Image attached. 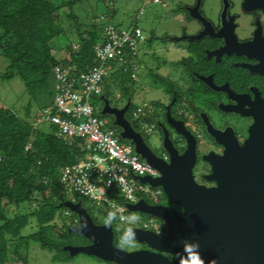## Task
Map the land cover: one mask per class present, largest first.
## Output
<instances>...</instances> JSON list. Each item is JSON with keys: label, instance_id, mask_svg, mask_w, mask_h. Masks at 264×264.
Listing matches in <instances>:
<instances>
[{"label": "trees", "instance_id": "1", "mask_svg": "<svg viewBox=\"0 0 264 264\" xmlns=\"http://www.w3.org/2000/svg\"><path fill=\"white\" fill-rule=\"evenodd\" d=\"M82 1L0 0V55L9 62L0 80L8 81L18 77L25 84L31 97V103L26 109L27 117L32 115V102L36 104L37 111L41 112L39 119H42L46 109L53 107L57 94L56 66L72 67L71 75L76 79L79 73L97 65L94 48L103 40L105 25L102 21L93 20L103 16L112 24L111 18L116 12L115 0H100L105 8L104 13L98 15L95 11L87 21H82L74 11V7ZM158 4H162V0ZM64 9H68L69 13L63 16L61 12ZM64 21H69L75 28L78 44L75 47L69 44L68 55L58 58L53 52V42L65 34L62 26ZM133 26L138 25L134 23L129 27ZM147 41L146 37V44ZM138 63L141 66L140 58ZM115 66L102 81V95L93 98L92 104L96 116L107 119L109 126L119 133L121 130L114 125L113 116L101 113L104 100L119 108L118 103L113 102L115 98L123 102L133 99L137 92L138 75L136 79L132 78L131 65ZM151 77L156 80L158 76L151 74ZM152 104L155 110L142 117L144 123L151 124L157 117L156 109L160 103L155 101ZM132 111L131 105L126 118L134 129L141 131L139 121L132 118ZM58 132L59 128L54 124L47 121L30 122L20 118L11 109L0 106V264H13L14 259L18 264H29L28 247L31 242L38 243L43 250L55 253V262L71 257L64 250L66 246H84L89 243L82 235L69 230L79 224V217L62 205L72 198L60 183L62 168L79 162L87 150L84 140H63ZM29 144L30 148L27 149ZM142 196L139 195L140 198ZM163 196L168 200L165 194ZM111 198L119 204L124 203L119 191L111 195ZM74 200L87 208L95 223H112L117 234L115 223L119 220L109 216L108 209L91 204L83 197L75 196ZM26 204H33L36 208L30 213H24L21 209ZM95 209L104 213L103 221L95 217ZM32 219L35 220L37 230L30 235H22ZM58 221H62V224L59 225ZM116 240L115 246L119 247Z\"/></svg>", "mask_w": 264, "mask_h": 264}, {"label": "flooded vegetation", "instance_id": "2", "mask_svg": "<svg viewBox=\"0 0 264 264\" xmlns=\"http://www.w3.org/2000/svg\"><path fill=\"white\" fill-rule=\"evenodd\" d=\"M174 13L180 20L185 21L186 26L182 27L181 33L167 39L173 45L178 44L177 49L184 51V56L172 61V64L169 63L175 73L173 78L179 79L175 81L169 75L165 77L167 84L162 89H168L169 100L167 103L159 102L157 117L153 120L154 128L162 135V144L164 133L160 125L166 127L180 155L187 148V139L167 123V108L170 107L171 117L183 122L196 140L193 176L197 184L216 188L230 174L233 186L238 183L241 188L246 186L245 188L252 189L260 185L263 188L264 148L250 151L242 149L248 141L261 135L260 131L263 135L260 138L264 140V0H184ZM182 37L184 39L178 41ZM151 70H157V73ZM159 70L160 67H152L149 75L159 76ZM139 91L140 86L137 87L135 95ZM128 103L129 109L131 105H135L133 99H126L119 108ZM154 110L152 104L151 111ZM134 130L142 134L138 129ZM142 135L144 138L147 136L145 133ZM145 141L147 143V138ZM232 143L237 145V149L226 150V144ZM256 143L255 141V146ZM154 153L169 160V155L163 148ZM212 175L214 179H211ZM152 189L160 191L161 195L153 202L142 198L148 205L173 206L183 215L181 208L164 199L161 188ZM256 193L263 194L260 191ZM134 213L145 214L139 211ZM156 219L164 227L161 235H166L168 226L159 218ZM117 224L115 223L117 234L114 232V243L117 236L118 245L119 238H123L139 246L132 250L120 246L118 248L129 252H157L147 244L130 240L127 236L130 227L143 229V225H129L118 230ZM185 250L186 248L178 254H162L174 261ZM95 259L99 264H116Z\"/></svg>", "mask_w": 264, "mask_h": 264}, {"label": "water", "instance_id": "3", "mask_svg": "<svg viewBox=\"0 0 264 264\" xmlns=\"http://www.w3.org/2000/svg\"><path fill=\"white\" fill-rule=\"evenodd\" d=\"M129 106L128 103L119 109L104 100L101 113L113 116L114 125L121 129L120 137L130 141L136 153L160 172L156 178H135L153 188H161L167 199L182 209L183 215L173 206L148 205L144 199L128 205L130 211L152 215L168 226L166 235L130 227L127 234L130 240L145 243L157 252H129L115 246L112 224L98 225L81 203L64 202L62 205L79 217L78 226L71 227L70 232L90 242L84 246L68 245L64 250L71 257L84 254L116 264H264V186L252 189L241 188L238 183L233 186L230 174H225L226 178L216 188L200 186L193 176L196 140L183 122L171 117L170 107L167 108V123L187 139V148L180 155L166 127L160 125L164 133L162 148L169 155L167 161L154 153L144 136L126 119ZM260 133L242 150L264 148ZM235 146V143L226 144V150ZM185 248L181 257L174 261L162 254H178Z\"/></svg>", "mask_w": 264, "mask_h": 264}, {"label": "built area", "instance_id": "4", "mask_svg": "<svg viewBox=\"0 0 264 264\" xmlns=\"http://www.w3.org/2000/svg\"><path fill=\"white\" fill-rule=\"evenodd\" d=\"M99 21L104 22L105 26L103 40L94 48L97 65L79 73L76 79L72 78V67L56 66L57 94L54 105L46 109L38 122L47 121L56 125L59 128L58 136L63 140H84L87 150L85 157L76 164L65 166L60 173V183L72 198L71 201H75V196L83 197L91 204L105 207L120 224H126L127 205L138 203L146 195L153 200L161 195L160 191L151 190L150 185L141 183L135 177L156 178L160 173L140 158L130 142L121 139L107 119L96 116L92 99L102 95V81L116 68L115 64L131 65L132 78H137L141 67L139 54L146 45V36L139 26L120 29L108 23L106 17L93 20ZM151 110L152 105L145 101L134 108L132 118L140 121ZM140 124L145 133L151 131V127L142 121ZM117 191L124 200L123 204L111 198ZM140 194L144 196L140 198ZM142 228L152 229L158 234L164 230L159 224L153 227L143 224Z\"/></svg>", "mask_w": 264, "mask_h": 264}, {"label": "rangeland", "instance_id": "5", "mask_svg": "<svg viewBox=\"0 0 264 264\" xmlns=\"http://www.w3.org/2000/svg\"><path fill=\"white\" fill-rule=\"evenodd\" d=\"M146 1L147 0H115L114 6L116 12L111 18V23L120 29L128 28L130 25L136 23L144 30L148 39L147 44L143 46L139 54L141 67L138 72L137 85L140 86V91L134 96L133 103L141 104L143 101L167 103L169 100L168 92L166 89H162V86L167 84L165 77L169 75L172 80L178 81L179 79L178 77L173 78L174 72L169 63L172 64V61H177L184 56V51L177 49L178 44L173 45L167 38L171 35L181 33L182 27L186 26L185 21L180 20L174 13L181 1L184 0H162V4L155 3L153 0H149L151 2L146 4ZM104 9L100 0H83L80 5L74 7L75 13L79 15L82 21H87L88 18H91L95 11L98 15H101L104 13ZM141 11H143V14L140 15ZM68 13V9H64L61 12L63 16ZM64 22L62 26L65 29V34L53 42V52L58 58L68 55L67 48L69 44L74 45V47L78 44L75 28L72 27L69 21ZM8 64V60L0 55V76L5 72ZM152 67L161 68V70L158 71L159 76L156 80L152 79L149 75V71ZM173 69L177 71V69ZM151 71L157 73V70ZM30 99L31 97L26 90L25 84L18 77H14L8 81L0 80V106L11 109L22 119H26L30 122L38 121L41 112L39 110L37 111L34 102H32V115L29 117L26 116V109L29 103H31ZM113 102H117L120 107L124 105V102L117 98H115ZM151 124H155V122ZM146 138L148 145L154 149V151L161 150L162 135L156 127ZM146 196L149 202H153V199L149 195ZM34 208H36L35 205L26 204L21 210L24 213H30ZM62 214L66 218L65 212L62 211ZM93 214L101 221L104 220V213L101 210L95 209ZM127 215L128 222L124 225L117 224L118 230L129 225L142 226L143 224H149L153 227L155 224H159L163 226L158 219L145 214L129 211ZM31 221L32 223L22 231V235H30L37 230L35 220L32 219ZM58 223L61 225L62 221H58ZM119 242V246L126 250L139 247L137 243H131L123 238H119ZM54 254L53 252L41 249L40 245L35 242H31L28 247L29 264H99L97 259L84 254L55 262L53 260ZM13 261V264H18L15 259Z\"/></svg>", "mask_w": 264, "mask_h": 264}, {"label": "clouds", "instance_id": "6", "mask_svg": "<svg viewBox=\"0 0 264 264\" xmlns=\"http://www.w3.org/2000/svg\"><path fill=\"white\" fill-rule=\"evenodd\" d=\"M148 1V0H147ZM147 1H146V4H148L147 3ZM151 2V1H150ZM149 2V3H150ZM141 12H143V11H141ZM143 14V13H142ZM140 15H141V13H140ZM143 102H145V101H143ZM146 102H148V101H146ZM151 105H152V103L151 102H149ZM138 104H140V103H138ZM138 104H135L134 106H133V110H134V108L138 105ZM114 107V106H113ZM116 108H118V107H116ZM119 109H121V108H119ZM128 112V111H127ZM133 112V111H132ZM151 112V111H150ZM127 114V113H126ZM127 119V118H126ZM128 120V119H127ZM138 121V120H137ZM142 121V119L139 121V126H140V129H141V131L143 132V133H145V131L142 129V127H141V124H140V122ZM142 123H144L143 121H142ZM144 124H146L147 126H149V127H151V131L153 130V128H154V124H147V123H144ZM119 128V127H118ZM121 130V129H120ZM151 131L149 132V133H145V134H147V135H149L150 133H151ZM121 132V131H120ZM120 132H119V135H120ZM122 139V138H121ZM123 140V139H122ZM124 141H126V140H124ZM127 142H130V141H127ZM131 143V142H130ZM132 144V143H131ZM133 145V144H132ZM134 146V145H133ZM141 158V157H140ZM142 159V158H141ZM144 160V159H143ZM160 173V172H159ZM141 200V199H140ZM71 202H73V203H76L75 201H71ZM136 204V203H135ZM130 205V204H129ZM83 206V205H82ZM84 207V206H83ZM86 208V207H85ZM127 208H128V205H127ZM87 209V208H86ZM128 211H130L129 209H128ZM109 216H111V215H109ZM115 218H117L116 216H115ZM118 223V225H124V224H120L119 222H117ZM113 225V224H112ZM132 226V225H131ZM113 231H114V225H113ZM156 233V232H155ZM158 234V233H157ZM161 235V234H160ZM93 257V256H92ZM96 258V257H95Z\"/></svg>", "mask_w": 264, "mask_h": 264}]
</instances>
